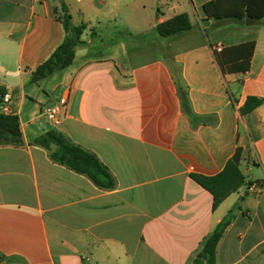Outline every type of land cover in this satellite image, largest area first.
<instances>
[{
  "label": "crops",
  "instance_id": "crops-1",
  "mask_svg": "<svg viewBox=\"0 0 264 264\" xmlns=\"http://www.w3.org/2000/svg\"><path fill=\"white\" fill-rule=\"evenodd\" d=\"M209 1L0 0V90L24 140L0 145V264H192L230 210L216 264H264V19H208ZM62 4L86 26L84 44L33 83L65 38ZM181 14L192 29L161 36ZM234 62L249 69L230 71ZM66 94L53 127L44 113ZM52 129L95 153L115 187L54 162L34 143ZM238 147L245 184L214 209L192 176L220 175Z\"/></svg>",
  "mask_w": 264,
  "mask_h": 264
},
{
  "label": "trees",
  "instance_id": "trees-1",
  "mask_svg": "<svg viewBox=\"0 0 264 264\" xmlns=\"http://www.w3.org/2000/svg\"><path fill=\"white\" fill-rule=\"evenodd\" d=\"M204 12L208 19H215L219 22L245 23L247 18L253 19L257 23H262L264 19V0H211L204 4ZM61 16H55L60 21L65 30V38L57 47L49 59L43 62L34 72L32 82H39L56 72L63 71L70 67L75 59L76 47L83 45L81 39L86 26H74L71 15L65 5L62 4ZM56 14V13H55ZM192 29L189 16L181 14L158 25V32L163 37L176 36ZM254 48V45H244ZM236 50H243L245 47ZM238 61L243 56V51H234ZM241 52V53H240ZM222 67H225V57H220ZM228 59V61H231ZM250 61V60H248ZM249 69V62L246 65H238L237 62L231 64L230 71H242ZM3 93V90H0ZM182 102L186 111L193 118L186 101L185 94L182 93ZM34 143L50 151V158L62 164L70 170L89 178L97 187L102 189H113L116 181L109 168L104 165L98 156L71 142L63 133L52 129L39 136ZM24 144L23 134L20 126V119L15 113H4L0 109V145L21 146ZM243 149L238 147L232 160L220 175L207 178L202 176H192V178L209 190L214 196L213 208H217L220 203L232 192L237 191L245 184V177L238 169L242 160ZM252 183H250L251 185ZM235 217L234 210H230L225 218L215 227L212 233L204 240L202 249L195 256L192 264H216L217 247Z\"/></svg>",
  "mask_w": 264,
  "mask_h": 264
},
{
  "label": "built area",
  "instance_id": "built-area-1",
  "mask_svg": "<svg viewBox=\"0 0 264 264\" xmlns=\"http://www.w3.org/2000/svg\"><path fill=\"white\" fill-rule=\"evenodd\" d=\"M0 100L3 105L1 111L11 113L12 93H0ZM68 104V94L62 96L55 104L47 108L44 113L45 119L53 126L58 127L62 123V114Z\"/></svg>",
  "mask_w": 264,
  "mask_h": 264
},
{
  "label": "rangeland",
  "instance_id": "rangeland-1",
  "mask_svg": "<svg viewBox=\"0 0 264 264\" xmlns=\"http://www.w3.org/2000/svg\"><path fill=\"white\" fill-rule=\"evenodd\" d=\"M109 35V34H108ZM107 36V35H106ZM134 44H136V41H133L132 43H130L129 44V46H132V45H134ZM144 45H147V44H144ZM134 48H136V47H134ZM144 50L145 49H142V50H140V51H142L143 53H139V54H137L135 57H136V59L137 60H143V59H145L146 57H148V54L149 53H146V52H144ZM126 52H128V53H130V54H134V53H136V50H132V49H130V48H127L126 49ZM250 176H251V174H248V177L247 178H250Z\"/></svg>",
  "mask_w": 264,
  "mask_h": 264
},
{
  "label": "water",
  "instance_id": "water-1",
  "mask_svg": "<svg viewBox=\"0 0 264 264\" xmlns=\"http://www.w3.org/2000/svg\"><path fill=\"white\" fill-rule=\"evenodd\" d=\"M253 20L252 19H247V21H246V24H248V25H251V24H253ZM0 104H1V100H0ZM2 108V107H1Z\"/></svg>",
  "mask_w": 264,
  "mask_h": 264
}]
</instances>
